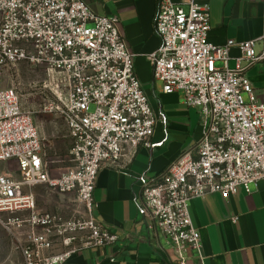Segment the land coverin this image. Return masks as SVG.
<instances>
[{"label":"built area","instance_id":"obj_1","mask_svg":"<svg viewBox=\"0 0 264 264\" xmlns=\"http://www.w3.org/2000/svg\"><path fill=\"white\" fill-rule=\"evenodd\" d=\"M0 13V74L14 80L0 87V162L16 163L0 169V223L19 249L8 264H65L81 247L118 241L97 217L99 173L109 165L128 169L141 146L162 144L152 139L166 118L143 88L119 15L99 14L84 0H0ZM155 27L161 45L148 55L154 77L164 92H181L198 109L200 136L161 173L140 175L137 205L148 229L168 238L176 264H206L190 203L214 193L230 199L240 186L251 193L264 182V100L247 75L264 62V30L213 43L210 5L198 0H159ZM234 48L240 55L231 67ZM22 64L45 74L36 87L39 111L66 118L64 165L45 153L33 110L22 102ZM41 186L75 194L79 218L65 223L62 214L41 211L34 192Z\"/></svg>","mask_w":264,"mask_h":264},{"label":"crops","instance_id":"obj_2","mask_svg":"<svg viewBox=\"0 0 264 264\" xmlns=\"http://www.w3.org/2000/svg\"><path fill=\"white\" fill-rule=\"evenodd\" d=\"M84 1L99 14L119 15L128 45L135 54L138 77L155 113L166 120L158 123L152 139L153 143L162 144L141 146L128 169L109 165L99 173L95 190L97 217L119 235L118 241L105 248L81 247L65 264H95L96 260L108 264L109 257L116 259L112 264H176L168 238L163 234L154 235L139 214V177L161 173L185 148L196 144L200 136L199 111L185 103L183 93L164 92L162 82L154 77L148 55L161 45V37L155 27L159 0ZM198 1L210 5L209 40L213 43L253 39L264 30V0ZM1 19L0 13V22ZM239 55V49L234 48L229 61L231 67L236 66ZM247 75L259 98L264 100V62L250 68ZM13 84L9 73L0 74V87L9 88ZM34 106L30 109L39 127L45 153L55 162L54 165H64L63 160L70 148L66 118L39 111V104ZM58 154L61 155L54 156ZM0 169L14 170L16 163L0 162ZM34 192L40 205L45 203L44 211L63 214L62 210L74 209L78 205L73 193L59 194L43 186L36 187ZM190 213L194 225L201 229L206 264H264L263 181L252 186L251 193L240 186L230 199L220 193L194 199L190 203ZM1 245L0 238V251L4 249ZM61 249L57 247V250ZM188 253L197 255L195 250Z\"/></svg>","mask_w":264,"mask_h":264},{"label":"rangeland","instance_id":"obj_3","mask_svg":"<svg viewBox=\"0 0 264 264\" xmlns=\"http://www.w3.org/2000/svg\"><path fill=\"white\" fill-rule=\"evenodd\" d=\"M18 68L20 69L19 73V80L17 81L19 84H21V95H22V102L27 108L35 107L34 105L41 104L43 101V95L40 93V91L36 90L37 86L41 85V80L45 78L44 73L38 71L33 66H28L26 64L19 65ZM12 74V73H11ZM12 82L13 80V74L11 75ZM33 87H32V86ZM245 99L247 100V95H245ZM95 109V106H91V111ZM51 114V113H48ZM34 115V114H33ZM61 154L54 155V156H60ZM62 155H64L62 153ZM58 198L59 195H56ZM45 203H39V209L41 211H44ZM78 208V205L74 207V209H67L62 210L64 222H73L79 218L78 214H76V210ZM20 231V230H18ZM15 232V233H18ZM70 234V231L67 232V235ZM0 238L2 245L1 247L4 248L2 251H0V264H7L8 261L12 259H18L16 258V253L18 254L19 249L18 247V240L14 236L13 232L10 231L4 224L0 223ZM18 257V256H17Z\"/></svg>","mask_w":264,"mask_h":264}]
</instances>
